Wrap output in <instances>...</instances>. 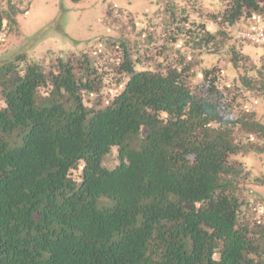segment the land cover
<instances>
[{
	"label": "trees",
	"instance_id": "16d2710c",
	"mask_svg": "<svg viewBox=\"0 0 264 264\" xmlns=\"http://www.w3.org/2000/svg\"><path fill=\"white\" fill-rule=\"evenodd\" d=\"M219 1L221 31L264 17V0ZM9 2L0 34L30 8ZM176 6L144 54L109 41L121 52L109 66L87 52L26 61L53 23L0 64V264H264V206L245 196L239 158L264 153V123L252 102L243 108L255 89L264 95V63L243 86L217 65L192 85L193 62L172 54L193 36ZM129 14L110 5L103 22L117 28ZM108 85L117 91L104 102Z\"/></svg>",
	"mask_w": 264,
	"mask_h": 264
},
{
	"label": "rangeland",
	"instance_id": "374dc122",
	"mask_svg": "<svg viewBox=\"0 0 264 264\" xmlns=\"http://www.w3.org/2000/svg\"><path fill=\"white\" fill-rule=\"evenodd\" d=\"M16 1L12 0L13 3ZM29 2L30 8L25 13L15 16L18 24L16 26L10 24L8 30L0 34V64L22 54L32 37L51 23L53 25L44 35L26 50V61H35L48 67L59 55L68 57L87 52L104 62L105 66H109L112 64L111 60L121 53L107 45L111 40L125 41L133 47L134 53L144 54L145 37L150 32L157 36L164 32L169 19L167 5L173 2L178 6L176 14L182 9L188 14L189 22L186 28L191 30L193 36L189 37L186 34V38H180L176 44L179 52L172 54L185 56L193 62L194 76L190 79L192 85L202 81L204 68L217 65L223 68V81L243 86L244 81L253 82L257 69L264 63L262 46L244 43L237 38V32L242 28L257 23L264 24V17L243 18L234 26L225 27L221 31L214 18V14H218L224 7L219 0H29ZM9 4V0H0V10L8 9ZM110 5L125 7L130 12L128 16L133 18V22L125 21L122 26L120 22L117 28L105 25L103 18ZM182 16L179 15V19ZM204 28L210 34H216L214 44H209L205 40L197 42L199 40L197 34L202 36ZM233 57L236 59L233 60ZM169 59L173 61L174 57ZM116 91V87L108 85L103 101L106 102V96ZM250 95L247 97L248 101L244 100L243 108L250 110L252 102L257 118L264 123L263 92L255 89ZM91 97L95 98V95ZM115 154L116 151L113 150L106 158L107 164L115 163ZM239 158L244 160L251 173L250 180L244 184L245 196L258 200L264 206V153L251 152ZM74 174L78 175L79 172Z\"/></svg>",
	"mask_w": 264,
	"mask_h": 264
},
{
	"label": "built area",
	"instance_id": "2783aa9c",
	"mask_svg": "<svg viewBox=\"0 0 264 264\" xmlns=\"http://www.w3.org/2000/svg\"><path fill=\"white\" fill-rule=\"evenodd\" d=\"M239 40L264 47V25L243 28L237 33Z\"/></svg>",
	"mask_w": 264,
	"mask_h": 264
},
{
	"label": "clouds",
	"instance_id": "9594fccd",
	"mask_svg": "<svg viewBox=\"0 0 264 264\" xmlns=\"http://www.w3.org/2000/svg\"><path fill=\"white\" fill-rule=\"evenodd\" d=\"M257 24H261V23H257ZM257 24H254V25H257ZM254 25H252V26H254ZM264 25V24H263ZM252 26H249V27H244V28H250V27H252ZM243 29V28H242ZM238 33V32H237ZM238 38V37H237ZM239 39V38H238ZM241 41V40H240ZM243 42V41H242ZM244 43H248V42H244Z\"/></svg>",
	"mask_w": 264,
	"mask_h": 264
}]
</instances>
